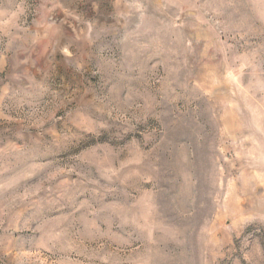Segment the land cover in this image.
<instances>
[{
  "label": "rangeland",
  "instance_id": "obj_1",
  "mask_svg": "<svg viewBox=\"0 0 264 264\" xmlns=\"http://www.w3.org/2000/svg\"><path fill=\"white\" fill-rule=\"evenodd\" d=\"M0 264H264V0H0Z\"/></svg>",
  "mask_w": 264,
  "mask_h": 264
}]
</instances>
